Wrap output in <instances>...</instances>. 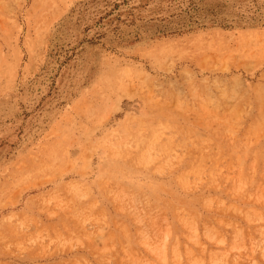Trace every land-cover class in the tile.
Masks as SVG:
<instances>
[{
	"label": "rangeland",
	"instance_id": "1",
	"mask_svg": "<svg viewBox=\"0 0 264 264\" xmlns=\"http://www.w3.org/2000/svg\"><path fill=\"white\" fill-rule=\"evenodd\" d=\"M0 264H264V0H0Z\"/></svg>",
	"mask_w": 264,
	"mask_h": 264
}]
</instances>
